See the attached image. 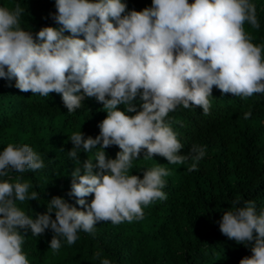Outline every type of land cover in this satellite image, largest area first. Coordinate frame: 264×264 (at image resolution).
<instances>
[{
	"label": "clouds",
	"instance_id": "1",
	"mask_svg": "<svg viewBox=\"0 0 264 264\" xmlns=\"http://www.w3.org/2000/svg\"><path fill=\"white\" fill-rule=\"evenodd\" d=\"M55 9L50 16L58 27L33 33L21 26L19 3L0 7V78L14 79L21 92L60 95L69 114L94 98L106 116L95 138L81 131L68 138V157L77 165L68 195L82 210L53 196L45 213L27 214L19 205L40 196L29 193L33 185L22 174L44 169V161L28 144L8 143L0 151V264H29L23 250L29 230L34 237L51 230L55 254L62 239L71 246L80 232L94 236L98 223L143 219L144 207L167 199L162 189L171 171L156 166L141 178L130 175L133 162L191 161L187 171L193 172L206 154L201 145L180 154L184 145L169 114L199 107L210 115L214 86L241 98L264 94V44L253 43L245 30V24L260 27L251 0H151L140 11L129 10L125 0H55ZM114 145L120 151L111 159L105 149ZM94 148V159L79 160L81 151ZM218 225L229 240L250 248L239 264H264V210L258 213L254 201H233ZM93 259L111 264L99 251Z\"/></svg>",
	"mask_w": 264,
	"mask_h": 264
},
{
	"label": "trees",
	"instance_id": "2",
	"mask_svg": "<svg viewBox=\"0 0 264 264\" xmlns=\"http://www.w3.org/2000/svg\"><path fill=\"white\" fill-rule=\"evenodd\" d=\"M125 2L129 10L151 6V0ZM16 3L25 8L21 20L25 30L35 33L42 27H58L50 16L56 11L55 0H0V7ZM251 3L260 27L253 29L245 24V30L252 35L253 43L261 45L264 0ZM210 100V115L205 116L199 107H180L169 114L174 121L173 130L184 145L180 154H188L193 145L205 146L206 154L198 163V171H187L191 161L175 165L159 156L147 160L141 157L133 162L130 175L142 178L144 169L156 166L169 169L171 175L165 177L166 186L162 189L167 199L144 207V217L139 221L98 223L94 236L80 232L71 246L62 239L55 254L49 248L51 230L38 237L29 230L24 233L23 245L29 264H100L99 259H93L98 251L101 259L107 258L111 264H239L241 258L251 256L250 248L221 234L218 221L237 199L254 201L258 213L264 210V94L241 98L222 94L214 86ZM135 103L139 108L142 102L137 98ZM102 107L94 98H87L80 109L69 114L60 95L50 93L43 97L21 92L14 79L0 78V151L8 143L28 144L45 164L44 169L22 174L23 182L33 185L29 193L36 191L40 196L37 201L19 205L34 219L47 211L53 196L63 197L80 209L76 198L68 195L70 173L77 166L68 157L72 148L68 138L78 131L86 137L99 135L98 124L106 116ZM248 111L251 116L244 119ZM98 150L81 151L79 160L94 159ZM119 151L115 145L105 149L111 159ZM85 199L90 202L92 196ZM51 215L54 219V213Z\"/></svg>",
	"mask_w": 264,
	"mask_h": 264
}]
</instances>
